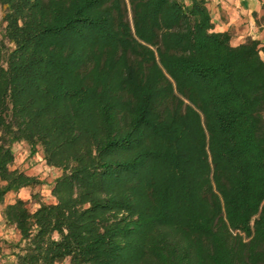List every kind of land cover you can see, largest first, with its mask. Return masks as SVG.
I'll return each mask as SVG.
<instances>
[{
    "label": "trees",
    "instance_id": "obj_1",
    "mask_svg": "<svg viewBox=\"0 0 264 264\" xmlns=\"http://www.w3.org/2000/svg\"><path fill=\"white\" fill-rule=\"evenodd\" d=\"M264 22V0H262ZM6 264H264V40L206 0H0Z\"/></svg>",
    "mask_w": 264,
    "mask_h": 264
},
{
    "label": "rangeland",
    "instance_id": "obj_2",
    "mask_svg": "<svg viewBox=\"0 0 264 264\" xmlns=\"http://www.w3.org/2000/svg\"><path fill=\"white\" fill-rule=\"evenodd\" d=\"M3 11L0 8V31L4 28L2 21ZM264 57V55H262ZM15 154V163L13 169H20L25 171L28 175L38 176L44 180V184L38 185L35 188H23L19 194H9L4 204H0V264H6L11 260L9 244L17 242L20 238L19 232L15 227L8 226L3 219V208L6 203L13 202L17 198H22L27 202L30 209L36 210L40 202L52 203V184L53 181L60 175V171L56 168L48 167L41 152L31 155L30 146L24 142H18L13 148ZM64 264H67L65 262Z\"/></svg>",
    "mask_w": 264,
    "mask_h": 264
},
{
    "label": "crops",
    "instance_id": "obj_3",
    "mask_svg": "<svg viewBox=\"0 0 264 264\" xmlns=\"http://www.w3.org/2000/svg\"><path fill=\"white\" fill-rule=\"evenodd\" d=\"M206 1L215 30L231 33L233 45L245 43L248 38L264 40V22L259 23L263 14L262 0Z\"/></svg>",
    "mask_w": 264,
    "mask_h": 264
}]
</instances>
